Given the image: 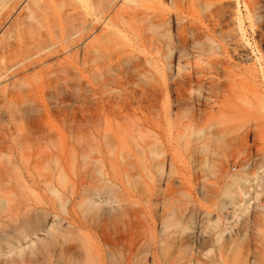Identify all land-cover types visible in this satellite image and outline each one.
I'll return each mask as SVG.
<instances>
[{
	"label": "rangeland",
	"instance_id": "374dc122",
	"mask_svg": "<svg viewBox=\"0 0 264 264\" xmlns=\"http://www.w3.org/2000/svg\"><path fill=\"white\" fill-rule=\"evenodd\" d=\"M229 2L232 5L227 11V22L241 46L240 55L231 62L237 70H256L255 79L244 80L236 72L229 86L213 89L206 84L202 88L191 82L199 64L192 50L184 59L171 56L167 48L164 54L153 55L140 49L131 37L124 39L132 57L130 62L124 58L118 67L102 74L72 73V89L65 102L54 89H47L43 95L29 93L46 74L33 76L36 71L30 72L26 74L29 79L19 83L6 74L0 78V198L8 187L18 199L39 203L43 187H32L28 167L31 165V173L40 180V174H51L56 167L38 154L65 148L66 168L70 172L71 167H81L83 172H89L86 188L90 186V191L96 190L91 180L99 179L110 163L118 167V174L132 192L126 201V212L139 243L137 248L153 245L155 240L162 245L167 240V245H163L166 249L178 248L179 235L170 234L174 238L169 235L168 239L161 236V229L164 213L183 208L184 242L195 241L200 260H206L219 246H239L238 253L242 248L246 251H241V256L250 248L261 260L260 263L255 258L256 262L264 264V74L260 71V54L247 43L250 23L240 22V15H246L243 3L239 12L236 0ZM160 55L172 63L166 74L162 72ZM138 56L142 65L135 68ZM63 57L66 55L59 56ZM190 74L187 86L177 83ZM102 78L110 79L107 87L100 86ZM155 85L164 88L165 97L155 92ZM12 92L17 93L13 102L3 99V95L9 97ZM107 96L125 99L120 111L110 114L100 107ZM95 130L100 134L96 135ZM36 161L40 172L33 167ZM238 177L251 179L244 184L248 192L231 200L226 194L227 184ZM55 203L58 217L48 215L36 235L22 241L12 252L6 249L0 264L14 258L17 251L29 253L31 248L50 246L52 227L69 217L61 211L58 201ZM75 210L83 219L86 210L78 206ZM92 212L85 214L89 222L95 218ZM96 213L102 217V211ZM95 219L96 226L81 229L80 234L103 250L104 219ZM157 241L154 243L161 246ZM122 247L113 249L114 253L117 250L118 255ZM232 247L230 250L235 251ZM141 250L135 251L136 263L148 255ZM232 251L233 258L237 249L233 254ZM182 254H188L186 247Z\"/></svg>",
	"mask_w": 264,
	"mask_h": 264
},
{
	"label": "bare ground",
	"instance_id": "6f19581e",
	"mask_svg": "<svg viewBox=\"0 0 264 264\" xmlns=\"http://www.w3.org/2000/svg\"><path fill=\"white\" fill-rule=\"evenodd\" d=\"M236 2L239 12L242 3L245 8L246 15L242 18L240 15V22L250 23L251 33L247 43L260 54V71L264 74V0ZM230 5L229 0H0V78L6 74V77L19 83L26 82L29 79L26 74L30 72L36 71L33 76L46 74V78H40L29 93L43 95L47 89H54L59 92L57 96L60 100L65 102L72 89V73H80L81 76L85 72L102 74L118 67L124 58L130 62L132 57L124 39L131 37L140 49L153 55L164 54L167 48L171 56L178 55L184 59L192 50L199 64L195 69V81L193 79L191 82L201 84L202 88L206 84L213 89L229 86L237 76L236 72L244 80L246 77L255 79L256 70H237L231 62L234 56L240 55L241 46L236 40L235 30L227 22ZM60 55L66 57L60 59ZM160 57L162 72L166 74L167 67L172 63L164 61L162 55ZM141 65V57L138 56L135 68ZM184 78L186 80L177 83L183 82L187 86L192 74ZM109 82V78H102L100 86L107 87ZM153 87L158 95L166 96L162 86ZM16 96L17 93L12 92L9 97H2L13 102ZM122 100L125 99L107 96L100 107L113 114L120 111ZM73 119L77 121L76 113ZM95 133L99 135L100 131L95 130ZM75 152L73 150L78 157ZM67 154L65 148L40 152L38 156L45 157L56 167L50 171L51 174H40V180L31 173L29 165L27 171L32 187H43L44 194L39 203L18 199L12 188L5 187L3 190L6 194L0 198V256L5 254L6 249L12 252L22 241L36 235L48 215L58 217L55 201H58L61 211L69 216L52 227L49 247L31 248L29 253L17 251L14 258H9L4 264H135V253L144 245L137 248L139 243L135 241L132 223L126 212L129 206L126 201L132 192L118 174V167L110 163L99 179L91 180L96 190L90 191V186L86 188L89 185V172H83L81 167H71L69 172L66 168ZM33 167L40 172L39 161ZM248 181L250 183L251 179L238 177L228 183L226 194L229 199L236 195L245 196L248 189H244V184ZM49 194L53 195L52 198ZM97 200L100 202L97 203ZM190 204L194 206L193 201ZM77 206L84 208L85 212L94 210L95 218L103 217L101 235L105 249L100 250L80 234L81 229L96 225L93 215H90L93 221L89 222V217L86 219L88 212H83L81 219L75 210ZM96 209L102 211V217L99 216L101 212L96 213ZM172 210L164 213L161 230L165 234L161 233V236L179 235L180 241L176 238L179 241L177 250L166 249L165 239V242L162 241L165 246L155 240L153 245H145L141 250L149 256L146 255L136 264H162V260L163 264H254L255 258L259 257L251 253L250 248H245L247 254L243 257L240 252L246 251L242 248L239 254V246H236L239 255L232 246H219L206 260H200L195 241L193 244L184 242L186 228L183 225V208L178 209L180 213ZM95 220L97 226H101V223H97L99 219ZM156 241L161 246L154 243ZM121 246L123 249L116 255ZM183 247L188 250L186 256L182 254ZM115 248L116 253L113 251ZM164 251V254H160ZM231 251L238 256L233 254L235 260L231 257ZM258 261L256 264L261 260Z\"/></svg>",
	"mask_w": 264,
	"mask_h": 264
}]
</instances>
